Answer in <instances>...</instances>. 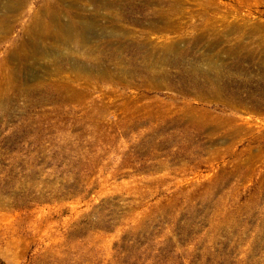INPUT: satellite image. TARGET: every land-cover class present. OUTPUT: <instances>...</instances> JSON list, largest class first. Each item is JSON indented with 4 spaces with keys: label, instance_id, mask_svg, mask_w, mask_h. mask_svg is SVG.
<instances>
[{
    "label": "rangeland",
    "instance_id": "rangeland-1",
    "mask_svg": "<svg viewBox=\"0 0 264 264\" xmlns=\"http://www.w3.org/2000/svg\"><path fill=\"white\" fill-rule=\"evenodd\" d=\"M50 1L76 14L96 6L107 25L102 13L122 10L118 26L136 33L134 12L146 5ZM213 1V16L264 34V0ZM45 2L8 13L0 0L14 23L0 57ZM99 32L88 37L108 35ZM123 51L136 64L134 46ZM205 52L189 46L155 86L134 65L131 78L77 96L59 83H75L65 60L59 76L45 61L33 69L42 78L20 73L29 93L0 105V264H264V74L251 66L250 79L231 81L232 97L208 96L189 68Z\"/></svg>",
    "mask_w": 264,
    "mask_h": 264
},
{
    "label": "bare ground",
    "instance_id": "bare-ground-1",
    "mask_svg": "<svg viewBox=\"0 0 264 264\" xmlns=\"http://www.w3.org/2000/svg\"><path fill=\"white\" fill-rule=\"evenodd\" d=\"M92 1L95 3L97 0ZM124 1L104 0L103 5H123ZM142 1L145 7H140V12H134L136 17L133 20L142 25L137 33L118 26L117 21L123 17L122 10L110 9L102 13L109 18L107 20L110 24L107 25L100 22V11L96 6L92 14L86 15L67 13L60 4L50 0L45 2L30 16V21L23 28V37L12 39L11 47L0 57V105L15 96L27 95L31 87L27 88L20 83V73L30 70L34 72V78H42L43 74L33 69L34 64H42L44 61L49 66L46 70L48 77L60 75L62 60L72 65L77 72L72 78L75 83L69 80L59 83L71 86L65 89L75 96L89 93L99 82L131 78L134 65L139 67V71L149 73L148 85L155 86L158 77L164 76V80L168 78L170 67L175 66V56L178 58L185 54L189 46L191 49L198 44L203 45L207 52L201 55L202 65L189 63V68L192 74L203 78L208 96L223 100L232 97L231 81L241 75L250 79L251 66L259 74H264V34H259L260 30L257 31L254 26L248 30L242 29L237 21H226L224 15L213 16L211 13L220 7L213 0H193V7L189 9L186 7L188 0ZM23 2L9 0L6 6L8 13L16 11ZM81 4L79 8H82ZM8 13L0 12V42L8 37L14 26L12 15ZM171 30L174 33L172 36L168 34ZM98 31L100 35H108L97 41L90 40L88 34H96ZM226 32H235V35L227 37ZM133 46L137 61L136 64H128L123 49ZM63 47L67 50L62 51ZM74 47L77 49H70ZM214 47H218L217 51L211 55L210 51ZM50 53L52 57H49ZM47 55L48 58H45ZM10 58L15 61L13 64L9 63ZM243 60H249L250 64H242ZM82 71H85L84 75L80 74ZM245 98H249L248 101L244 99L245 102L256 104L252 99L254 96L248 95Z\"/></svg>",
    "mask_w": 264,
    "mask_h": 264
}]
</instances>
